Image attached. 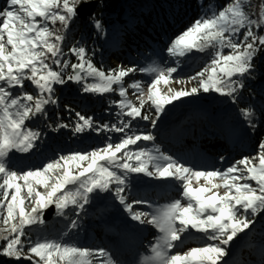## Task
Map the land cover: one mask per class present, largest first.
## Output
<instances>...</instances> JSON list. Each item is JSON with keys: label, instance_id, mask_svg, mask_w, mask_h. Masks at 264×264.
I'll return each mask as SVG.
<instances>
[{"label": "snow or ice", "instance_id": "obj_1", "mask_svg": "<svg viewBox=\"0 0 264 264\" xmlns=\"http://www.w3.org/2000/svg\"><path fill=\"white\" fill-rule=\"evenodd\" d=\"M89 2L6 0L0 9V222L6 226L2 231L8 233L0 237L6 242L0 247V256L31 264H117L105 248L81 247L62 238L32 241L25 233L27 227L44 222L43 213L51 206L61 216L74 209L79 217L94 193L110 192L132 220L159 232L141 264H230L225 259L230 246L264 215V139L253 156H244L223 170H194L158 146L130 150L140 141L155 140L151 132L133 131L132 125L142 120L155 128L166 106L201 92L214 91L236 103L245 78H254L255 59L264 51V34H260L264 3L257 15L246 10L251 0H229L175 37L167 48L171 56L214 51L208 65L188 78V82L196 81V86L168 88L162 93L159 85L169 84L177 67L118 65L104 70L94 64V53L83 44H74L65 53L64 33L78 9ZM89 20L97 32L104 31L101 20L94 15ZM57 24L62 28L50 27ZM69 54L75 62L67 58ZM137 71L153 74L147 91L138 80L125 86V78ZM68 81L81 83L85 93L116 92L120 97L110 102L118 109L116 123L101 124L76 112L71 130L75 134L116 132L121 137L116 142L108 137L103 146L89 151L60 154L39 167L17 168L12 154L32 152L42 135L39 129L29 127V122L48 119L47 106L58 103L54 86ZM26 83L35 94L26 90ZM129 89L136 95V103L129 99ZM238 111L254 132L259 127L255 109L248 106ZM131 173L177 181L180 197L151 211L134 210L136 205L151 206L146 200L127 199ZM77 227L78 220H70L69 231ZM191 230L202 234L201 246L170 254ZM231 264L243 261L233 257Z\"/></svg>", "mask_w": 264, "mask_h": 264}, {"label": "rangeland", "instance_id": "obj_2", "mask_svg": "<svg viewBox=\"0 0 264 264\" xmlns=\"http://www.w3.org/2000/svg\"><path fill=\"white\" fill-rule=\"evenodd\" d=\"M255 4V0H251V5L246 7V10L249 12L255 11L258 15L259 7H256ZM4 5H6V2ZM64 35L66 36V33ZM173 39L170 38L167 41L166 48H168ZM213 51L212 49L204 52L194 50L183 57H179L171 56L167 49L163 51L155 50L154 55L150 59L151 66L162 68L177 67L178 69L176 73L172 74L169 84L165 85L162 83L159 85L162 93H167L168 88L180 89L181 87L190 88L196 86V81L188 82V78L194 76L208 65ZM122 52V50H115L112 57L108 56L109 62L116 67L118 65L124 67L133 66L126 62V58L120 60L119 57H116L121 56ZM224 52L227 54L228 50L225 49ZM135 66L138 69L147 68L143 64ZM259 75L258 72L252 73L254 78ZM152 79V73L137 71L130 74L124 83L127 87L133 80H138L145 88V91H147ZM181 80L185 83L177 82ZM62 86H65V84ZM30 87L32 88L31 85ZM30 92L35 94V91L30 90ZM128 97L136 103V95L133 94L132 89H129ZM257 101L258 98H255L253 102L257 103ZM233 106L234 103L230 101L229 97L221 96L214 91L201 92L197 96L182 98L180 101L166 106L155 128L151 127L147 121H134L132 125L133 131L139 129L144 132H151L155 140L140 141L138 146H130V150L136 151L139 148L151 149L154 146H158L162 152L186 163L194 170H223L232 162L244 156H253L257 151V145L254 144L251 137L253 131L249 129L243 119L242 121H236L231 118L230 111L234 108ZM117 111H114V115L111 116V123L117 122ZM259 130H261V139H264V127L259 128ZM101 133L111 137L113 142L118 141L121 137V134L116 132ZM211 141L214 142L210 143ZM221 157H224V159L221 160ZM27 158L26 154H12L13 163L17 168L28 169L42 166L39 161L37 163L33 161L27 162L29 159ZM193 183L194 186H197L195 180ZM200 183H204L203 179H201ZM147 185L148 187H145ZM145 188H148V195L143 197L142 193H145L143 192ZM180 191V185L177 181L160 180L137 173L129 174L128 187L126 189V192H129L132 197L129 202L133 200H146L149 202L151 207L136 205L134 208V210L143 211H151L172 202L180 197ZM220 191L222 192L223 189H220ZM104 200H113V207L105 208L102 204ZM182 203H186V201H182ZM26 207L30 208V205L26 203ZM52 209L53 213L49 217V211ZM68 211L75 212L74 209H68L65 210V214ZM83 212H89L90 216L93 215V219H87ZM45 215H48V218H45ZM261 216L258 217L255 226L260 222ZM64 218L65 215L61 216L57 213L55 207L51 206L43 213V220L49 225L38 223L27 227L25 233L32 241L44 238H62L81 247L105 248L112 254L117 264H141V258L145 255H150L149 246L159 235L158 230L153 226L141 225L132 220L124 207L110 192H97L91 196L90 202L85 206L79 217L75 215L71 219L78 220V227L75 230L69 231L70 220ZM64 220H66V223H63ZM60 225L64 229H61ZM5 227L0 222V237L8 235L7 232L2 231ZM57 227L60 228L57 229ZM62 233L65 235H61ZM249 233L247 235L242 234L230 246L229 257L225 258L229 260L230 264L233 257L237 261L242 260L243 264H264V246L263 249H256L253 244L248 243ZM5 243L0 238V247L4 246ZM257 243L259 244V242ZM201 244L202 234L191 230L186 235L184 243L172 249L170 254L183 252L188 248L201 246ZM0 264H31V262L28 260H10L0 256Z\"/></svg>", "mask_w": 264, "mask_h": 264}, {"label": "trees", "instance_id": "obj_3", "mask_svg": "<svg viewBox=\"0 0 264 264\" xmlns=\"http://www.w3.org/2000/svg\"><path fill=\"white\" fill-rule=\"evenodd\" d=\"M5 2L6 0H1L0 9L6 6ZM228 2L229 0H98L94 16L101 20L104 31L97 32L89 17L86 20L76 17L66 31L63 50L67 53L72 45L83 44L89 49L90 54L94 53L91 56L94 64L97 67L102 66L104 70L116 68L108 60V56L112 57L115 50L123 51L120 54L122 57L116 56L120 60L126 58V62L130 65L143 64L149 67L155 50L167 49L166 44L170 38L177 37L196 20L203 18L206 13L210 14L211 11L222 8ZM255 3L260 11L264 0H255ZM54 28H62V26L57 24ZM260 33L264 34V29H261ZM67 58L75 62V57L70 54ZM254 63L256 65L254 73L258 72L260 75L252 79L245 78V88L238 94L239 98L230 113L231 118L242 121L239 108L251 106L255 109L259 127L251 134V137L254 144L258 145L261 140L259 128L264 127V51L257 56ZM54 87L58 103L47 106L48 119H37L28 124L31 128L39 129L42 135L36 148L26 154L29 158L26 159L27 162L39 161L43 164L60 154L89 151L107 142L108 136L103 133L86 131L75 134L71 129L76 120V112L91 116L94 121L101 124H112L111 116L117 108L110 102L119 100L118 94L116 92L103 95L85 93L82 91V84L74 81L66 82L65 86L55 85ZM26 90L35 91L28 83H26ZM255 98H258L257 103L253 102ZM230 101L232 102L231 99ZM61 123H66L69 127H57ZM143 192H145L142 193L143 197L148 195V188H145ZM125 195L128 200L132 199L129 192H125ZM102 204L105 208H111L113 200H104ZM83 213L87 219H93V215L90 216L89 212ZM74 216V211H68L65 214L67 220H71ZM259 221L250 231L248 243L253 244L256 249H263L264 215ZM63 223H66V220ZM43 224L49 225L46 222ZM60 227L64 229L63 226L60 225Z\"/></svg>", "mask_w": 264, "mask_h": 264}, {"label": "water", "instance_id": "obj_4", "mask_svg": "<svg viewBox=\"0 0 264 264\" xmlns=\"http://www.w3.org/2000/svg\"><path fill=\"white\" fill-rule=\"evenodd\" d=\"M98 4V0H90L89 3L82 5L79 9H78V15L77 17L82 19V20H86L88 17L93 16L96 10ZM53 213V209L49 211V217L52 215ZM45 215V218H48Z\"/></svg>", "mask_w": 264, "mask_h": 264}, {"label": "bare ground", "instance_id": "obj_5", "mask_svg": "<svg viewBox=\"0 0 264 264\" xmlns=\"http://www.w3.org/2000/svg\"><path fill=\"white\" fill-rule=\"evenodd\" d=\"M212 142H214V141H211L210 143H212Z\"/></svg>", "mask_w": 264, "mask_h": 264}]
</instances>
